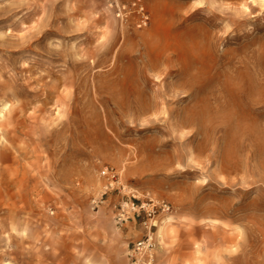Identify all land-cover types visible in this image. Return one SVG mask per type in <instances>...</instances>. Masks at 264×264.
Masks as SVG:
<instances>
[{"label": "rangeland", "instance_id": "374dc122", "mask_svg": "<svg viewBox=\"0 0 264 264\" xmlns=\"http://www.w3.org/2000/svg\"><path fill=\"white\" fill-rule=\"evenodd\" d=\"M134 1L0 0V264H264V0Z\"/></svg>", "mask_w": 264, "mask_h": 264}, {"label": "built area", "instance_id": "2783aa9c", "mask_svg": "<svg viewBox=\"0 0 264 264\" xmlns=\"http://www.w3.org/2000/svg\"><path fill=\"white\" fill-rule=\"evenodd\" d=\"M133 6H135L137 8L138 12L142 15V19H141L140 25L146 24L147 21H148V15L146 14L145 8H144L143 4L141 3V1L140 0H135L133 2ZM141 247L142 248L144 247L143 243H139L138 244V249L141 248Z\"/></svg>", "mask_w": 264, "mask_h": 264}, {"label": "bare ground", "instance_id": "6f19581e", "mask_svg": "<svg viewBox=\"0 0 264 264\" xmlns=\"http://www.w3.org/2000/svg\"><path fill=\"white\" fill-rule=\"evenodd\" d=\"M257 141H258V139H257ZM256 142V141H255ZM259 142V141H258ZM260 146V145H259ZM263 148V147H262Z\"/></svg>", "mask_w": 264, "mask_h": 264}]
</instances>
